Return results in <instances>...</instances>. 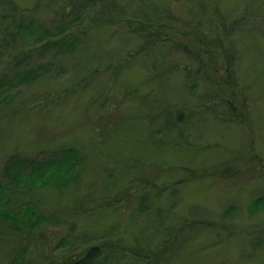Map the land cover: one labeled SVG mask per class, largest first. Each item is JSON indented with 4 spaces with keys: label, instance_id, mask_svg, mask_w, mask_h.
Masks as SVG:
<instances>
[{
    "label": "rangeland",
    "instance_id": "374dc122",
    "mask_svg": "<svg viewBox=\"0 0 264 264\" xmlns=\"http://www.w3.org/2000/svg\"><path fill=\"white\" fill-rule=\"evenodd\" d=\"M138 1L111 3L130 8ZM200 1L208 8L202 13L207 27L211 26L209 36L224 35L223 24L213 17L214 8L229 25H243L242 32L231 36L235 60L224 54L229 47L224 38L222 50L217 47L196 54L202 62L209 64L210 59L216 65V70L205 66V76L221 84L224 102L231 99L229 83L234 82V105L244 116L236 123L216 121L212 112L196 109L197 99L186 88L184 71H175L163 84L149 85L151 75L140 60L115 80V72L107 76L100 69L90 84L87 79L93 67L83 70V66L93 65L95 57L107 53V64H114L116 70L126 56L119 54L138 46L120 26L98 32V44L88 51L89 63L79 67L75 59L84 60L81 54L59 57L54 50L26 45L25 40L4 53L0 79L7 85L0 98L4 103L0 109V188L11 191L10 178L4 173L19 175L21 167L13 157L42 163L75 149L86 160L77 183L17 194L14 201L24 207L37 205L48 221L33 233L23 230L20 235L0 222V264L18 261V255L20 264L45 262L46 255L62 259L104 240H126L132 227L153 250L171 245L168 264H264V208L253 206L264 196V0ZM65 2L49 8L50 0H14L21 16L47 23L51 33L57 32L61 18L57 13ZM186 12L180 11L181 18L192 23ZM173 27V35L181 29ZM197 41L193 36L180 44ZM108 50L118 56L110 57ZM178 60L169 63L192 70L190 58L182 55ZM24 71H36L40 78L32 84L20 83L16 77ZM144 97L153 104V113L147 111ZM183 107H190L186 113L192 120L183 129L187 142L178 140L180 147L166 148L163 137H152L162 131L164 116L160 114ZM153 117L155 123L149 126ZM141 160L156 163L160 171L150 183L166 187L165 194L156 196L155 188L144 189L130 169L127 172L132 174L118 173L124 162ZM28 175L29 168L22 176ZM159 211L163 216L158 221L154 214ZM164 230L173 235H163L160 231Z\"/></svg>",
    "mask_w": 264,
    "mask_h": 264
},
{
    "label": "trees",
    "instance_id": "16d2710c",
    "mask_svg": "<svg viewBox=\"0 0 264 264\" xmlns=\"http://www.w3.org/2000/svg\"><path fill=\"white\" fill-rule=\"evenodd\" d=\"M60 1L50 0L49 8L56 7V3H60ZM206 9L208 8L205 5L202 6L200 0H173L169 4H166V0H151L149 3L139 0L136 6L130 8L116 6L111 3V0H66L61 11L57 13L61 17L59 18V24L55 23L57 24L55 27L57 32L51 33L47 23H39L35 19H26L24 15L21 16V11L14 4V0H0V59L4 56V53L9 52L8 48H17V44L24 43L25 40L28 42L24 44L37 46L42 51L54 50L57 52L56 56L59 57L65 56L71 58L75 57L76 54H81L84 60L75 59L76 66L79 67L84 63H89L90 56L88 51L98 44L95 41V35L104 29L120 26L125 28L127 33L138 41V46L119 54L126 53V56L124 57V62L116 70L114 64H107L108 57H105L107 53L95 57L93 65L89 63V66H83V70L87 67H93L90 70L92 73L87 79L90 84L91 77L94 74H99L100 69H103L104 75L107 74V76L115 72L113 76L115 80L119 77V73H126L137 66L140 60L143 61L142 67L151 75L147 81L149 85H155L156 83L163 84V79L170 78L175 71H184L187 80L186 88L197 99L194 107L199 110L212 112L216 115L214 117L216 121L236 123L243 120L244 116L236 110L234 105L237 99L235 94H233L234 82L233 84L229 83L232 92L230 100L232 101L227 100L224 102L221 84L216 78L210 79L212 77L210 76L208 79L205 76V66L211 70H216L214 68L216 65L210 59L207 60L210 65L207 62H202L198 58L199 55L196 54L200 51L198 54L202 55L204 54L202 51H212L217 47L222 50L223 44L221 39L224 38L223 42L229 43V47L225 49L224 54L230 59L234 57L235 60L236 50L234 43L231 42V36L236 37L238 32H242L243 25H241L242 23L233 26L229 25L227 20H223L225 17L222 18L219 12H217L218 10L214 8L213 17H217V22L223 24L224 35L223 38L219 33L214 35V37L209 36L207 32H210L211 26L207 27V21L204 20L205 16L202 13ZM183 10L188 12L192 23L181 18L180 11ZM24 12L26 14L27 11ZM243 18L242 20H248L246 17ZM248 21L249 23L253 22L252 18H249ZM173 25L181 28L174 35ZM41 30L43 31L42 34H39ZM91 33H93V37L89 36ZM193 36L198 38L197 43L185 46L180 44V42L191 39ZM48 38H51L49 42H47ZM89 43L91 44L88 45ZM92 44L93 46L91 47ZM108 53L110 57L111 55L114 57L118 56L114 55L110 50H108ZM182 55L191 59L192 70L188 66L184 67L181 64L173 65L169 63L170 61H179L178 58L182 57ZM201 57L203 58V56ZM16 78V80H20V83L32 84L40 76L36 71H24L19 73ZM6 85L7 83L0 79V98ZM16 85L19 86V83ZM160 89L163 90L162 86H160ZM144 99L149 105L147 111L153 113L151 111L153 104L148 101V97H144ZM155 103L162 104L158 100H155ZM104 104L101 105L104 106ZM2 106H4V103L0 101V109ZM183 108L186 109L170 110V112L160 114L164 116L161 125L162 131L155 133L152 137H163V146L166 148L180 147L178 142H187V140L183 139L185 138L183 129L188 127L192 120L188 119V113H186L190 107ZM218 108L219 113H216ZM193 116H195V113ZM172 117L175 118V123L168 122V119H172ZM155 120V117L151 121L148 120L149 126L153 125ZM165 132L166 135H163ZM177 135L179 138H176ZM151 144L154 145V143ZM85 160L84 155L75 149H69L66 155L60 156L53 161L42 163L13 157L12 161L16 162L21 169L17 172L19 174L17 176L4 173V175L10 178V184L8 185H10L11 191L9 193L5 186L0 188V222L6 224L11 233L18 235L23 230L32 233L44 225L48 221V218L42 214L37 205L30 203L24 207L19 201H14V198L18 193H23L24 191L34 192L42 188H61L62 186L77 183ZM146 163L142 160L139 162L126 161L122 165V170L119 169L118 173H135L138 176V182L144 185V189H152L153 187L158 191L156 196L161 193L165 194L166 187H155L150 183V178L157 176V171H160L158 166L156 163ZM28 168L30 175L23 177L22 174L27 172ZM129 169L133 172H127ZM146 172H149L150 175L145 174ZM130 187L135 189L140 188L139 186ZM134 191L136 192V190ZM170 194L171 196H175L173 193ZM143 202L147 201L143 199ZM15 206L19 207L18 211H16ZM104 206L110 207L108 204ZM141 206L143 207V204ZM253 206H256L257 210L263 209L264 196L258 200L256 199ZM162 216L160 211L154 214L155 219L158 221ZM152 224L149 223V225ZM159 224L162 225V221ZM165 231L160 232L165 236L173 235L172 232ZM125 236L129 238L126 240L118 239L116 241L104 240L100 244L91 246L81 253L72 254L62 259L46 255L45 262L38 264H168L172 250L171 245H168V243L162 249L153 250L147 245L146 241L145 244L140 239L137 230L135 231L133 227L127 231ZM21 255H25V253H21ZM18 256L20 260L21 256ZM18 261L16 260L11 264H20V261Z\"/></svg>",
    "mask_w": 264,
    "mask_h": 264
},
{
    "label": "bare ground",
    "instance_id": "6f19581e",
    "mask_svg": "<svg viewBox=\"0 0 264 264\" xmlns=\"http://www.w3.org/2000/svg\"><path fill=\"white\" fill-rule=\"evenodd\" d=\"M33 233V232H32Z\"/></svg>",
    "mask_w": 264,
    "mask_h": 264
}]
</instances>
